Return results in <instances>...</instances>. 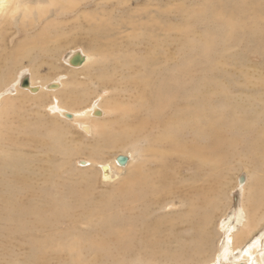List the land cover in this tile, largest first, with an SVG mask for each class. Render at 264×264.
<instances>
[{
    "label": "bare ground",
    "instance_id": "6f19581e",
    "mask_svg": "<svg viewBox=\"0 0 264 264\" xmlns=\"http://www.w3.org/2000/svg\"><path fill=\"white\" fill-rule=\"evenodd\" d=\"M75 1L0 0V96L3 86L12 82V67L24 60L30 65L18 72L32 74L41 72L44 65L53 67L49 59L62 50L56 42L67 33H76V41L83 37L89 48L102 56L100 62L93 67L91 57L96 54L82 53V64L70 65L73 73L82 70L86 77L85 82L71 81L75 87H82L79 94L72 90L65 94L66 99L65 80L58 79L61 82L45 88L51 95L63 94L62 99L71 102L91 96V86L111 91V98L121 101L113 127L111 124L117 136L114 143L123 146L124 140H130L129 145H144L146 161L133 171L130 157H125V164L119 161L123 156L113 163H101L100 181L104 184L119 181L123 170L128 175L112 192L98 194L95 181H99V175L87 173L93 168L90 160L81 163L88 169L76 166L80 177L70 180L76 172L69 171L74 152L64 125L56 121L43 124L34 113L7 110L12 98L1 99L0 236L25 238L33 260L57 256L65 262L87 264L83 251L75 249L91 248L96 257L93 264H107L105 254L98 253L103 249L113 256L109 258L111 264L130 260L139 250L154 254L146 264H187L213 252L216 237L223 233L218 256L225 264H264V233L242 249L254 240L264 217V125L253 128L250 123L251 117L264 122V68L247 65L244 56L255 41L264 48V0H164L157 2L155 15L120 6V11L100 7L93 15L83 12L78 17L79 9L90 5L81 8ZM128 2L121 0V5ZM45 3L50 6L41 7ZM58 6L60 13L67 15H56L59 21L48 22L51 9ZM34 11L37 21L32 17ZM70 14L69 22L64 23ZM19 15L21 27L30 21L32 27L42 26L37 37L12 38L11 25ZM178 17L184 23L179 24ZM212 19L220 29H203ZM232 48H238L241 54H230ZM77 54L70 57L69 64ZM178 54L182 62H178ZM40 59L41 63L35 62ZM89 63L90 67L82 69ZM49 72L55 74L54 70ZM237 78L249 93L245 94L240 83L237 85ZM17 85L11 93L20 92ZM26 85L32 94L43 91L34 78ZM55 102L53 112L78 124L85 134H97L100 140L107 136L96 122L108 111V104L74 112ZM251 107L254 109L249 113ZM29 134L33 136L26 141ZM94 145L93 153L99 143ZM30 147L41 158H34ZM249 158L258 165L254 179L251 176L249 183L241 186L243 199L245 194L249 199L247 203L243 200L234 218L222 226L220 222L227 216L218 222L217 213L221 194L229 188L226 176L241 164L251 171ZM169 208H175V216L156 213ZM84 226L89 228L86 233ZM54 243L66 250H52ZM238 250L241 252L236 255ZM113 251H118L117 256L111 254ZM76 252L81 258L72 255Z\"/></svg>",
    "mask_w": 264,
    "mask_h": 264
},
{
    "label": "rangeland",
    "instance_id": "374dc122",
    "mask_svg": "<svg viewBox=\"0 0 264 264\" xmlns=\"http://www.w3.org/2000/svg\"><path fill=\"white\" fill-rule=\"evenodd\" d=\"M104 1H106V2H104ZM126 1L128 2V0H126ZM159 1H164V0H130L125 5H123V4L121 5V0H76L75 2L81 3L80 4L81 8H83L82 7L83 4H84V6L90 5V8L79 9V12L77 13V17H78L83 12H86V13L93 15V13L95 14L96 11L100 7L101 8L117 9L120 11V9H119L120 6H122L124 8L128 7L130 9H133L135 12L138 11L142 14L145 12H148V13L150 12L151 15H155L157 10H158L156 5L158 4L157 2H159ZM178 3L179 2H177V5H178ZM32 4H34V6H36V7L39 6L38 3H32ZM69 4H74V0H70ZM177 5L175 6L176 10L178 9ZM49 6H50V4H48V3L41 4V7H43V8H48ZM59 6H61V5H59ZM58 7H54L51 9V14H49L50 17L47 20L48 22L53 21L54 19L59 21L57 19V17H54L56 15L57 16L59 14H62L63 16L67 15V12L60 13L61 7H59V8ZM65 7H66V9L69 8L68 4H66ZM95 8H96V10H95ZM54 11L56 12L55 14H54ZM52 12H53V14H52ZM130 13L132 14L133 12H130ZM34 14L32 15V17H33L34 21H37L38 14L36 11H34ZM36 14H37V16H36ZM177 15L181 16V12L179 11V9L177 10ZM211 16L214 17V13H212ZM69 17H71V14L65 20H63V22L64 23L69 22V19H68ZM74 18H75V16H74ZM62 19H60V20L62 21ZM15 20L16 21H15L14 25H11L12 38H14L15 40H23L24 36L27 37L29 35L32 37H35V36L37 37L38 34L41 32L42 26H41V28H39V26L32 27L30 24L31 21L29 22V24L22 25V27H21L20 15L18 16V19H15ZM89 20L92 21L93 19L89 18ZM178 20H179L178 21L179 24L184 23V21L181 20L180 17H178ZM17 21H18V23H17ZM216 22H217L216 19H212V22H210V23L206 22L205 23L206 27L203 26V29H210L211 26H212V28L220 29L218 23H216ZM45 24L46 23H44L43 25H45ZM21 31L23 33H21ZM75 34L74 33L73 34L67 33V35H65L64 38H62L61 40L56 42L57 47H60L62 50L60 51L59 56L56 55L52 59L51 58L49 59L48 62H50L53 65V67L51 66V68H50L49 65H44L41 69V72L36 70L35 72H32L33 75L30 72H28L27 70H24L22 72H18V70L22 67H29V65H30L29 61L24 60V62H22L21 65L16 66L14 68L12 67L11 69H13V70L10 71L11 75H13V78L11 79L12 82L10 81L11 82L10 84L3 86V88L1 90L4 92L1 94L0 100L3 98L6 99L8 97H11L12 101L9 102V105H11V106L7 107L6 108L7 110L17 109V110L21 111L23 115L24 114L29 115V114L34 113L35 116L39 120H41L42 123L45 122L43 124L50 123V122L52 123V121H56V122L64 125L65 137L70 143V148L72 150V153L74 152L72 159H71L70 169L69 168L68 169H69V171L73 169L76 172L75 173L71 172L74 177L70 176V180L72 179L71 181H76L80 177L79 174H81V173L76 169V166L79 167L80 169L81 168L82 169H88L85 167L86 165H83L81 163H85L87 160H90L91 162H93V166H92L93 168L91 167L92 170L87 171V173L88 174H94V175L96 174L97 176L99 175L98 176L99 181L98 180L95 181V183H97V193L99 194V192H100V193L106 194V193L112 192L116 188V186L120 183L122 178H124V177H126V175H128V172H127V170H123L121 176L119 177V181L112 183V184H104L103 182L100 181L101 180L100 172H99L100 168H101L100 164L101 163L102 164L113 163V161L119 156L120 157H122V156L123 157H130V159L132 160V165L130 167V170L133 171L132 169H134L135 166L146 161V158H145L146 154L143 151L144 145L142 146V144H139V143L134 144L133 143V144L129 145L130 140H124L125 144L123 146L120 144L114 143V141L117 139V136L115 135L113 129H111V128L113 127V124H114L113 120L115 118H117L116 110L119 108L121 101L120 100L118 101V99L116 98V100L118 101L117 102L115 100V98L114 99L111 98L113 95L111 93V91L107 92V91H104L102 89H99L96 86H91V89L93 90V92L91 91V96L81 97L78 99L77 102H75V101L71 102L69 100H66V99H68L65 95L67 92H72V90H73V93L79 94L81 92V89H82V87H79V86L75 87L71 83V81H74V80L77 82L79 80L80 81L82 80L84 82L86 81V77L80 73V71L82 72V70L76 71V73L78 75L72 72V70H74V69L72 68V66H70L71 64L68 63V60L70 59V57L74 53L75 54L76 53H78V54H80V53L85 54L86 53L90 56L96 54L95 55L96 57L95 56H94V58L91 57L92 58L91 63L93 62L92 63L93 67H94V64L98 63V61L100 62V58H102V56H97L98 54L95 53L96 51L94 48H89L87 41H84L86 39H83V37L77 38V41H76L75 40ZM260 43H261L260 41L253 42V46H252L253 48L248 53H246V54L244 53V56L248 58L247 59L248 60L247 65H251L254 67H260L261 66L262 68H264V48L262 49L263 44H261L262 46L260 47ZM42 45L43 44H39L38 47L42 46ZM260 49H261V51L256 52L257 50H260ZM242 50L245 52V49H242ZM178 52H179V50H178ZM241 52L242 51L239 50L238 48H232L230 50V54L240 55ZM259 52H262L263 54H259ZM177 58H178V62L183 61V57L180 56L179 54H178ZM41 60L42 59L37 60L35 62L41 63L42 62ZM91 63H89L88 66H86L82 69H86L87 67H90ZM50 70H54L55 74L52 75V72H49ZM246 73H248V72H246ZM252 73L253 72H249L248 74H252ZM31 78H34L35 84L43 87V91H41L39 93H34L35 96L28 89H25V88L21 89L20 88V85L22 87L21 83L24 82L25 79L30 80ZM58 79L61 81L65 80L68 84V88H66L64 90V96L66 99H62L63 94H60L59 96H57L58 98L54 94L51 95L50 92H48L47 87L45 88V86L50 85L51 83L61 82ZM237 81H238L237 85L240 86L239 85V83H240L239 78H237ZM17 83H18L17 87H18L20 92L11 93V88ZM242 83L243 82L240 83L241 84L240 87L244 88ZM52 88H53V86H50V89H52ZM253 88H255V87H253ZM78 89H79V91H78ZM244 89L246 90L245 94L250 92L247 88H244ZM57 91L58 90H56V93H57ZM62 91H63V89H62ZM23 92H27L29 95L23 94ZM9 94H11V95H9ZM36 94L39 98H37ZM42 97L44 98L43 100H42ZM109 99H110V101H109ZM55 101H58L60 105L65 106L66 109L68 108L70 111H74V112L86 111V110H88V108L90 106H93L95 104L99 105V106H103V107H106V105L108 104L109 109H106L108 111L105 112V114L102 115L101 118L99 120H97V122H96L98 129H104L107 136H105L102 140H100L99 136L97 134H96V136L95 135H93V136L87 135L81 131L78 124L69 122L71 120L63 119L60 116L56 115L53 112V110L51 109V107L56 106L57 102H55ZM7 103H8V101H7ZM24 109L29 110V112L26 113ZM253 109H254V107H251L249 109V113ZM255 113H256V111H254V114ZM32 116L34 117V115H32ZM250 119H251L250 123H251V126L253 128H256L262 124L264 125V122L258 121L257 117H253V118L251 117ZM47 120H49V121L46 122ZM111 124H112V127H111ZM31 134L34 135V132L31 131ZM31 134H29L30 136L26 138V141H29L31 139V137L33 136ZM97 142L99 143V145L96 149H94V153H93L91 150V146L94 144H95L94 146H96ZM75 149H78L79 152L75 153L76 152ZM29 150H30L31 154L32 153L34 154V156L32 154V156L34 158H41L38 154L31 152L33 150L32 147H30ZM249 161H251V167H250L251 171H249V169L244 167V164H241L240 169H237L235 167L233 168L231 166L232 167V173L230 174V176L228 178L226 176V181L229 182V188L227 189L226 193L221 194V197H222L220 199L221 209L217 213L218 222L221 221L220 219L222 216L223 217L227 216L224 220H222L223 222H220V225H222V226H223V224L226 223V221H228V219L234 218V216L236 215L235 213L238 211V209L243 206L244 202L247 203V201L249 199V197L246 194H245V199H243L244 198V196H243L244 192H243L241 186H243L246 183H249V179H251V176L254 179V177L257 174L256 169L258 167L256 162H254V159H250ZM88 163L90 164V162H88ZM83 166H84V168H83ZM67 176H69V175H67ZM90 176H93V175H90ZM235 187H236V189H235ZM243 200H244V202L242 203ZM175 211H176L175 208H173L171 210L169 208L168 210L163 211V212L156 211V213L163 215V216H165V214L169 215V216H175L176 215ZM218 224H216V226ZM86 230H89V228H87V226H84L85 232L83 231V233H86ZM259 230H258L259 232L258 231L254 232L255 233L254 240L248 241L247 244L242 247L243 251L246 250L250 246V244H252L254 241H256L259 238L261 232L264 233V217H263V220L261 222V227ZM87 232H89V231H87ZM216 232L218 233V230ZM221 232L222 231H220V233ZM28 236L29 235H27V237ZM85 238H88V237L85 236ZM24 239L25 238L21 239L20 236H17V237L15 236V238H13V239H12V237H10L9 239H5L4 237L0 236V264H73L71 262H67V261L65 262L63 260H60L57 258V256H54V257L50 256V257H46V259L44 258L41 260H33V258H32L33 251L31 250L28 242H26ZM65 239H68V237ZM65 239L64 240L61 239V241H65ZM223 239H224L223 233H221L220 235H218L216 237V239L214 241V245H213V250H212L213 252H211L208 256L207 255H206V257L202 256L201 259H193V260L185 262V263H187V264H218V263L225 264V262H224L225 260L222 257L218 256L222 250ZM83 241H85V240H83ZM75 244H77V243H75ZM50 247L52 248V245H50ZM112 248H114V247H112ZM53 249L57 251V250L65 249V248L61 247L59 245L55 246V243H54L52 250ZM89 249H91V248H89ZM89 249H85V250L75 249V251H80V252L83 251L82 255L86 256L87 264H91L96 258V257H94L95 253H91L89 251ZM239 251L241 252V250H238L236 255H238ZM80 252H76L72 255L73 256L75 255L76 258H81ZM98 253H99V255L105 254L104 259L105 260L107 259L106 263L111 264V261L109 260V258H111L113 256L109 257L107 255V252L104 249ZM111 254L117 256L118 251H113V252H111ZM259 254H260V252H259ZM153 257H155V256L153 253H150V251L139 250V252H135L130 257V260L128 258H126L125 261L118 263V264H146V263H150V262L145 263V261L150 260ZM77 260H80V259H77ZM88 262H91V263H88ZM229 263L227 262V264H229Z\"/></svg>",
    "mask_w": 264,
    "mask_h": 264
},
{
    "label": "water",
    "instance_id": "95a60500",
    "mask_svg": "<svg viewBox=\"0 0 264 264\" xmlns=\"http://www.w3.org/2000/svg\"><path fill=\"white\" fill-rule=\"evenodd\" d=\"M82 58H84L82 54H77V56L75 57V59L74 60H71L70 64L72 66H77L78 67L83 62V59ZM24 83H25V85H23V88H25V87L28 86V85H26L27 80ZM119 161H120L121 164H125L127 162V158L123 157Z\"/></svg>",
    "mask_w": 264,
    "mask_h": 264
}]
</instances>
